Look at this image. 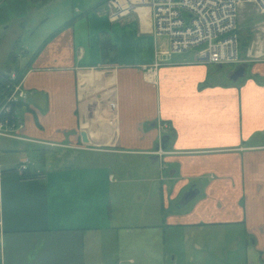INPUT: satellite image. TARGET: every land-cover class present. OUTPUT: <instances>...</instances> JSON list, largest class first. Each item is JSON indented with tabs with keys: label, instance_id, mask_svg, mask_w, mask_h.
<instances>
[{
	"label": "crops",
	"instance_id": "0c3cea01",
	"mask_svg": "<svg viewBox=\"0 0 264 264\" xmlns=\"http://www.w3.org/2000/svg\"><path fill=\"white\" fill-rule=\"evenodd\" d=\"M98 3L0 0L3 22L52 8L28 38L16 35L18 52H0L2 61L14 50L20 67L74 18L23 74V139L0 137L2 264H264V58L242 63L236 81L198 53L156 58L167 44L147 6L113 18L109 0ZM155 62L151 77L144 67ZM16 148L38 149V164L4 156ZM118 154L151 165L142 161L135 181L110 177L96 158Z\"/></svg>",
	"mask_w": 264,
	"mask_h": 264
},
{
	"label": "built area",
	"instance_id": "2783aa9c",
	"mask_svg": "<svg viewBox=\"0 0 264 264\" xmlns=\"http://www.w3.org/2000/svg\"><path fill=\"white\" fill-rule=\"evenodd\" d=\"M109 3L114 9L111 14L113 18L144 6L150 9L153 35L165 36L167 41V48L157 46L156 58L160 54L181 53L201 43L206 46L198 52L196 61L210 65L236 66L252 59L264 58V38L260 45L252 38L245 54L241 56L237 35L240 8L245 3H252L260 13H264V0H109ZM259 26H264V23L256 25L252 31L259 29ZM157 65L158 62H155L152 67H144L145 73L152 77ZM15 79L16 74L11 72L9 93L0 103V137L23 139L18 134L23 122L19 118L6 117L7 109L4 112L7 105L25 99L21 81L16 82ZM27 164L28 159H23L16 171L23 174L28 168Z\"/></svg>",
	"mask_w": 264,
	"mask_h": 264
},
{
	"label": "rangeland",
	"instance_id": "374dc122",
	"mask_svg": "<svg viewBox=\"0 0 264 264\" xmlns=\"http://www.w3.org/2000/svg\"><path fill=\"white\" fill-rule=\"evenodd\" d=\"M75 2L77 0H74ZM84 2H88V3H98V1L100 0H83ZM69 4H70V0H68ZM13 3V2H12ZM4 8H0V16L4 15ZM14 9V7H13ZM52 9V8H51ZM51 9H38V10H34L32 12H27L25 14H21L20 13H16L14 14V10L12 11V18H11V22L7 21V22H3L0 21V52L6 50V49H10L13 48L14 50H20V44H21V38H28V36L30 35L29 32H31L32 30L34 31V26L36 25L37 21H39V14L38 12H40V10H43V12H50ZM45 10V11H44ZM44 14V13H42ZM24 15L26 23L25 26L23 27L22 32L19 31L18 25H17V21L19 20V18H21V16ZM46 14H44L42 17H44ZM52 18L50 19V21L48 23L45 24V26L47 25H51L52 22ZM14 21V22H13ZM264 23V13H260L256 6L252 3H245L242 8H240L239 10V14H238V20H237V29L243 27H250L251 31L253 28H255L256 25H260ZM9 26L10 28L6 30V32L3 34H1V32L4 31V27L5 26ZM31 25H33L31 27ZM259 29H255L253 32V38H254V42L257 45H260L262 39L264 38V26H259ZM42 30V29H41ZM19 31V33H18ZM41 32V31H40ZM20 35L21 38L19 40L20 44H16L15 39H16V35ZM32 38V37H31ZM33 39H35V36L33 37ZM31 40V39H30ZM159 41L164 42L165 44H167L166 41V37L162 36L160 37ZM35 42V41H34ZM14 45L16 48H14ZM33 45V42L29 45L31 46ZM206 44L205 43H201L199 45H196L190 49H188V51H186L185 53H177L175 52L174 56H191L192 54H196L199 51L203 50L205 48ZM1 58V56H0ZM212 67H215V65H212ZM235 69V66H231V65H224L222 69H220V71L222 72V74L226 75V72H231ZM250 72V68L247 67L246 68V73ZM49 150V149H48ZM47 150V151H48ZM51 151V150H50ZM20 152L24 153V154H34V158H32L33 163L38 164V153L39 150H31L30 152H24L22 149H15V151H5L4 156H9L11 154H19ZM23 154V155H24ZM47 154H49V152H47ZM5 157V158H6ZM9 157H7L8 160ZM97 160L99 159V161H96L100 164H102L103 166L105 165L106 167H109L110 170L112 171V175L110 177H112L113 175L115 176V178L118 179V176H122L123 178H128L131 179L133 181H135L139 176L138 173V169H140V164L142 161H146L147 165L150 164L148 159H145L143 157L140 156H130V155H125V154H118V155H101L99 158H96ZM151 165V164H150ZM130 171L133 172L132 175L130 174ZM113 176V177H114ZM137 183V182H136ZM134 183V184H136ZM195 232V231H193ZM201 232H206V229H204V231ZM184 233H190L188 230L184 231ZM200 233V232H199ZM211 233V230L207 231V235H209Z\"/></svg>",
	"mask_w": 264,
	"mask_h": 264
},
{
	"label": "trees",
	"instance_id": "16d2710c",
	"mask_svg": "<svg viewBox=\"0 0 264 264\" xmlns=\"http://www.w3.org/2000/svg\"><path fill=\"white\" fill-rule=\"evenodd\" d=\"M33 5H40L45 0H29ZM106 0H101L98 4L104 2ZM34 7V6H33ZM74 18L66 21L61 26H59L55 31H53L51 34H49L44 41L40 44V46L35 50V52L31 55L29 62L26 66L20 67L17 63L18 53H16L14 50H10L7 52V55L4 60L0 61V103L3 101L5 95L9 93L10 90V84L11 81L9 80V75L11 72H14L16 74L15 81H21L23 74L31 64L32 60L35 58V56L39 53V51L42 49L44 44L53 36H55L60 30H62L64 27L71 25ZM237 35L239 40V51L240 55L243 56L246 52V48L250 41L253 38V32L251 31L250 27H241L237 29ZM101 43V52L103 59H108L109 62L114 61V55L110 56V53L114 52V45L110 42L109 37L106 34H102L100 38ZM229 81H231L229 78H227ZM24 103L23 101L12 103L10 105H7L6 108L4 107V112L6 109L8 110V114H6V117L11 118H19L18 112L21 107H23ZM11 106V107H10ZM12 109V110H11ZM13 114V115H12ZM2 119V117H1ZM22 178L29 177V174L27 172L23 173L21 175Z\"/></svg>",
	"mask_w": 264,
	"mask_h": 264
},
{
	"label": "water",
	"instance_id": "95a60500",
	"mask_svg": "<svg viewBox=\"0 0 264 264\" xmlns=\"http://www.w3.org/2000/svg\"><path fill=\"white\" fill-rule=\"evenodd\" d=\"M244 71H245V67L244 66H238L237 68H235L229 75V79L232 81H236L237 79H239L240 77H242L244 75ZM195 193L190 194L189 196H193ZM187 200V199H186Z\"/></svg>",
	"mask_w": 264,
	"mask_h": 264
},
{
	"label": "flooded vegetation",
	"instance_id": "af4514ba",
	"mask_svg": "<svg viewBox=\"0 0 264 264\" xmlns=\"http://www.w3.org/2000/svg\"><path fill=\"white\" fill-rule=\"evenodd\" d=\"M194 193V190H192V188L189 190V191H187L185 194H184V199L186 200V199H188L190 196V194H193Z\"/></svg>",
	"mask_w": 264,
	"mask_h": 264
}]
</instances>
